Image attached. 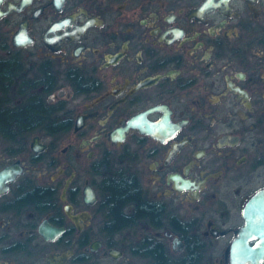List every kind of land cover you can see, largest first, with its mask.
<instances>
[{
    "label": "flooded vegetation",
    "instance_id": "1",
    "mask_svg": "<svg viewBox=\"0 0 264 264\" xmlns=\"http://www.w3.org/2000/svg\"><path fill=\"white\" fill-rule=\"evenodd\" d=\"M264 0H0V264H264Z\"/></svg>",
    "mask_w": 264,
    "mask_h": 264
},
{
    "label": "water",
    "instance_id": "2",
    "mask_svg": "<svg viewBox=\"0 0 264 264\" xmlns=\"http://www.w3.org/2000/svg\"><path fill=\"white\" fill-rule=\"evenodd\" d=\"M263 193H264V192L259 193V197H261V196L263 195Z\"/></svg>",
    "mask_w": 264,
    "mask_h": 264
}]
</instances>
